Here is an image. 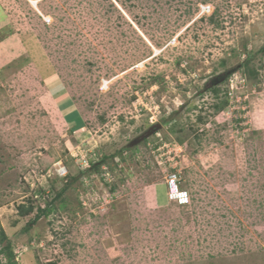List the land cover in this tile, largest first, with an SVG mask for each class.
<instances>
[{
    "label": "rangeland",
    "instance_id": "rangeland-1",
    "mask_svg": "<svg viewBox=\"0 0 264 264\" xmlns=\"http://www.w3.org/2000/svg\"><path fill=\"white\" fill-rule=\"evenodd\" d=\"M263 46L264 0H0V247L17 264H264ZM70 176L26 233L19 208Z\"/></svg>",
    "mask_w": 264,
    "mask_h": 264
},
{
    "label": "trees",
    "instance_id": "trees-1",
    "mask_svg": "<svg viewBox=\"0 0 264 264\" xmlns=\"http://www.w3.org/2000/svg\"><path fill=\"white\" fill-rule=\"evenodd\" d=\"M211 21H213V16L211 17ZM258 52H260V53H262L264 55V46ZM251 60H252V58H248V59L244 60V62L240 66L236 67L237 71H239V69H241V68H247L250 65V63H251ZM227 72H229V71H227ZM49 89H50V92H51L52 96H54V97L56 96L57 97L56 92L52 91V89L50 87H49ZM73 113L75 114V116H77L78 119H74V118L68 117L62 111V114H63L65 120L67 122L71 123V124L73 123V128H75L77 126H80L81 124L78 123V120H79L78 113L75 110L73 111ZM106 160H107V157H103L102 160H100L99 162L92 163L91 165H89L88 172L90 174H98V173L102 172L101 168L106 163ZM69 179H70V182L68 181L55 194V196L53 198H51L50 201H46L44 203V206H42V207L41 206H38L36 208V210H35V213H34V207L33 206H29L27 208H25L24 206H22V207L19 208V214L21 216H25L26 217V216H29V215H32L33 214V217L26 224V227L24 229V231L26 233L30 232L32 230V228L38 223V221L41 218L49 216L54 211V209H55V206H54L55 203L57 201H59V200L62 199L63 195L66 193V191L71 186V184L77 182L79 178L77 176H75V177L70 176ZM6 240H7L6 234L2 230L0 232V245L3 242H5ZM1 255L5 257V259L7 260V262L9 264H17V262L15 261V258H16L15 257V254L13 252V249H12V246H11L10 243H7L3 247H0V256Z\"/></svg>",
    "mask_w": 264,
    "mask_h": 264
},
{
    "label": "built area",
    "instance_id": "built-area-1",
    "mask_svg": "<svg viewBox=\"0 0 264 264\" xmlns=\"http://www.w3.org/2000/svg\"><path fill=\"white\" fill-rule=\"evenodd\" d=\"M168 187L170 190V195L173 197L181 196L183 194V192L180 191L179 180L176 174L170 175L169 181H168Z\"/></svg>",
    "mask_w": 264,
    "mask_h": 264
},
{
    "label": "bare ground",
    "instance_id": "bare-ground-1",
    "mask_svg": "<svg viewBox=\"0 0 264 264\" xmlns=\"http://www.w3.org/2000/svg\"><path fill=\"white\" fill-rule=\"evenodd\" d=\"M33 4H36L37 2L35 1H32ZM51 104V103H50ZM52 112V116H56V110H55V107L53 108L52 107V110H50ZM63 174V173H62Z\"/></svg>",
    "mask_w": 264,
    "mask_h": 264
},
{
    "label": "crops",
    "instance_id": "crops-1",
    "mask_svg": "<svg viewBox=\"0 0 264 264\" xmlns=\"http://www.w3.org/2000/svg\"><path fill=\"white\" fill-rule=\"evenodd\" d=\"M59 83V82H58ZM51 97H52V94H51V92H49L48 93ZM54 103H56V102H54ZM55 106H56V108H57V105L55 104ZM58 109V108H57ZM59 112H60V110H59ZM62 115V117L64 118V116H63V114H61ZM64 120H65V118H64Z\"/></svg>",
    "mask_w": 264,
    "mask_h": 264
},
{
    "label": "water",
    "instance_id": "water-1",
    "mask_svg": "<svg viewBox=\"0 0 264 264\" xmlns=\"http://www.w3.org/2000/svg\"><path fill=\"white\" fill-rule=\"evenodd\" d=\"M231 74V72L229 71V72H227L223 77H226V76H228V75H230Z\"/></svg>",
    "mask_w": 264,
    "mask_h": 264
},
{
    "label": "flooded vegetation",
    "instance_id": "flooded-vegetation-1",
    "mask_svg": "<svg viewBox=\"0 0 264 264\" xmlns=\"http://www.w3.org/2000/svg\"><path fill=\"white\" fill-rule=\"evenodd\" d=\"M223 76H224V75H223ZM223 76H222V77H223Z\"/></svg>",
    "mask_w": 264,
    "mask_h": 264
}]
</instances>
